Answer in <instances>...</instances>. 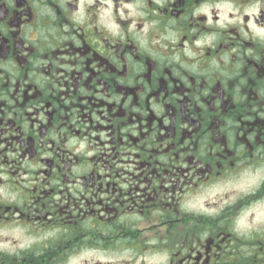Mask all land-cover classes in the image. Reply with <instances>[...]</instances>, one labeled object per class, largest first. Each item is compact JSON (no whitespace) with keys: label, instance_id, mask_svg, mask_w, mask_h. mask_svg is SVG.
Masks as SVG:
<instances>
[{"label":"flooded vegetation","instance_id":"1","mask_svg":"<svg viewBox=\"0 0 264 264\" xmlns=\"http://www.w3.org/2000/svg\"><path fill=\"white\" fill-rule=\"evenodd\" d=\"M148 259L264 264V0H0V264Z\"/></svg>","mask_w":264,"mask_h":264},{"label":"rangeland","instance_id":"2","mask_svg":"<svg viewBox=\"0 0 264 264\" xmlns=\"http://www.w3.org/2000/svg\"><path fill=\"white\" fill-rule=\"evenodd\" d=\"M3 235H9V233H3ZM2 245H7L6 243H5V241L4 242H2ZM111 257H114L113 258V260L114 261H120V256H115V255H109V256H107V257H105L104 255H98V260L99 261H103V262H106V261H110V258ZM140 261V260H139ZM137 264H142V263H137ZM145 264H151V260H147L146 262H145Z\"/></svg>","mask_w":264,"mask_h":264}]
</instances>
